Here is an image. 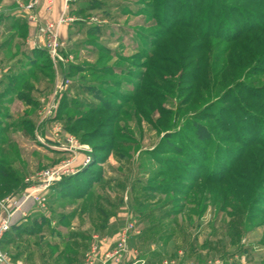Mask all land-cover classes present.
I'll list each match as a JSON object with an SVG mask.
<instances>
[{"label":"rangeland","instance_id":"1","mask_svg":"<svg viewBox=\"0 0 264 264\" xmlns=\"http://www.w3.org/2000/svg\"><path fill=\"white\" fill-rule=\"evenodd\" d=\"M68 14L60 58L0 95V199L46 167L80 170L48 198V226L30 207L0 241L8 263L48 264L90 226L81 207L114 201L131 211L121 238L141 226L142 251L160 245L148 264H264V0H74Z\"/></svg>","mask_w":264,"mask_h":264},{"label":"crops","instance_id":"2","mask_svg":"<svg viewBox=\"0 0 264 264\" xmlns=\"http://www.w3.org/2000/svg\"><path fill=\"white\" fill-rule=\"evenodd\" d=\"M28 1L0 0V88L2 91L12 80L10 78L13 75H17L24 69L27 74L30 68H33L36 62L42 59L41 51L43 50L37 48L34 42L35 25L28 19L27 11L20 5H25ZM37 2L36 12L41 19L56 21L62 12V0H53L50 12L45 10L46 0H37ZM71 33L69 25L59 26L60 39L66 41ZM50 69L52 68L50 67ZM39 76L42 79H39L38 82H43V78L48 79V76L42 71L39 72ZM85 196L87 198L89 195ZM106 206L103 212L98 206H94L93 209L81 207V212L86 210L87 216L91 219L90 226L73 229L74 233L65 241L71 251L65 258H56L52 262L55 264H87L84 254L90 244L96 241V238L99 242V251L94 264H132L135 260H144L148 263L149 259H158L162 255L160 245L155 247L149 245L145 252L142 251L140 247L145 241L147 242L146 239H149L151 233H149V229L140 226L139 228L134 227L131 238L126 242L125 252H121L119 256L114 255L107 258L106 256L110 255L120 237V231L124 227V217L131 211L127 208L117 207L118 202L114 201ZM92 214H95V219ZM134 232L139 233L135 234ZM169 237L168 235L166 239L163 237L159 239L158 242L162 244L163 248L169 243L171 238Z\"/></svg>","mask_w":264,"mask_h":264},{"label":"built area","instance_id":"3","mask_svg":"<svg viewBox=\"0 0 264 264\" xmlns=\"http://www.w3.org/2000/svg\"><path fill=\"white\" fill-rule=\"evenodd\" d=\"M74 0H62V12L56 21L41 19L36 12L37 0H29L25 5L20 4L27 11L28 19L34 23V42L37 48L45 50L52 59L60 58L58 51L63 46L59 39L58 29L61 25H68L73 18L68 14V10ZM53 0H46L45 10L50 12ZM53 108V107H52ZM72 143L73 139H67ZM80 169H72L66 165L57 167H46L32 176L24 179L25 189L18 196L0 199V241L3 236L11 230L14 225L25 222L29 216L28 209L32 207L39 215L49 218L48 192L52 185L58 183L63 177L71 176ZM132 225H128L125 231H131ZM126 250V235L119 238L114 245L110 255L119 256ZM99 251V242H92L84 254L87 264H94ZM0 264H9L6 256L0 251ZM132 264H148L144 260H135ZM160 264H180L175 261L162 260Z\"/></svg>","mask_w":264,"mask_h":264},{"label":"trees","instance_id":"4","mask_svg":"<svg viewBox=\"0 0 264 264\" xmlns=\"http://www.w3.org/2000/svg\"><path fill=\"white\" fill-rule=\"evenodd\" d=\"M153 55V53H151ZM150 55V56H152ZM41 56H42V59L45 60L47 62V64L45 65L46 67L45 68H49V64H50V59H49V56L47 54V52L45 50L41 51ZM41 60V59H40ZM10 79L7 86L3 89L2 92H0V95H4L5 94H8V93H11L13 94L15 91H14V87L13 85L14 84H17L19 82V80H22L23 77L22 75L20 74H17V75H13ZM258 91H260V89H257ZM257 94H260V93H257ZM23 94H18L17 96V99H20L21 101H25L23 100ZM29 104V103H28ZM199 128L203 129L201 126L198 125ZM3 173H1L2 175ZM4 176V174H3ZM75 179H77L76 177V174L75 175H71V176H67V177H64L62 178L58 183L52 185V187L49 189V192H48V198H49V203L51 202V197L53 196V194L55 193L56 195L57 194H61V195H66V191L64 190V188L67 186L68 190L70 189V186H73L72 185V181H75ZM80 180L82 182H84L85 178L82 177L80 178ZM14 183H17L16 180H13ZM85 184V183H83ZM7 188H8V182L7 181H1L0 182V196L2 197L3 195L6 194V191H7ZM66 189V190H67ZM68 194V193H67ZM61 220V219H60ZM59 218H58V222H60ZM45 224L48 226V224L50 223L49 219H45L44 217H40V221L38 222V224ZM27 224L25 225V223L23 224H20V225H14L11 230L9 232H7L3 238H2V241L3 242H6V241H9L11 239H13V237H15V235L19 234L21 231H23L25 228H26ZM52 231V230H51ZM63 249H66L65 253H60L57 255V258H65L66 255L71 251V248H68V245H66L65 243H63ZM66 247V248H64ZM48 264H55V262H49Z\"/></svg>","mask_w":264,"mask_h":264}]
</instances>
